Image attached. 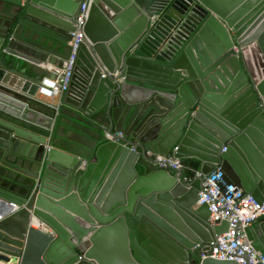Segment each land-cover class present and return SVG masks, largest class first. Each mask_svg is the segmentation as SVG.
<instances>
[{"label":"water","instance_id":"water-1","mask_svg":"<svg viewBox=\"0 0 264 264\" xmlns=\"http://www.w3.org/2000/svg\"><path fill=\"white\" fill-rule=\"evenodd\" d=\"M83 1L0 5V263L237 264L200 260L228 230L197 205L201 178L146 153L176 147L262 200L264 0H89L67 90L45 108L37 67L63 68ZM245 233L264 256V218Z\"/></svg>","mask_w":264,"mask_h":264},{"label":"built area","instance_id":"built-area-1","mask_svg":"<svg viewBox=\"0 0 264 264\" xmlns=\"http://www.w3.org/2000/svg\"><path fill=\"white\" fill-rule=\"evenodd\" d=\"M89 5L90 1L84 0L77 18L73 20L74 32L68 43L70 54L63 68L57 70L53 78H45L36 91L34 98L45 108H52L48 101L59 98L67 90L79 47L86 40L85 25ZM101 78H105V74H102ZM120 136V133L114 135L105 133L104 139L113 141L114 137ZM176 152L177 148L174 147L167 156L152 155L150 152L146 155L153 156L159 169L178 176L180 172L183 173L188 168L182 163V159L176 156ZM198 178H201L202 191L198 195L197 205L206 204L209 207V221L212 224L218 221L228 223L227 232L217 237L211 248L200 251V260L213 258L234 261L237 264H264V256L248 244L245 233L248 226L264 217V197L258 202L250 194L243 193L233 185H225L223 191L220 187L223 182L219 169L209 175H202L199 170L194 171V179Z\"/></svg>","mask_w":264,"mask_h":264},{"label":"crops","instance_id":"crops-1","mask_svg":"<svg viewBox=\"0 0 264 264\" xmlns=\"http://www.w3.org/2000/svg\"><path fill=\"white\" fill-rule=\"evenodd\" d=\"M15 2H17V0H0V5L4 8L13 9V7L11 5L15 4ZM90 11H91V7H90ZM96 21H98V18L96 19ZM4 56H5V54L2 52V47L0 46V59H2ZM243 60H244L245 67H246L247 71L249 72V74L252 76L253 79L258 80L259 77L257 76V70H256L257 65H258L257 64L258 61L257 60L253 61V59H251V57L247 54L243 55ZM19 69L20 70L26 69L27 73H30V68L27 67L26 62L21 61ZM56 71H57V69L53 68L50 65H40L37 67L36 73H37L38 77H46L47 78L51 74H54ZM34 100L39 103V101L37 99L34 98ZM57 101H58V98H54L52 100H49L48 103H50L52 106H54L57 104ZM186 160H190V161L198 163L199 164V170H200V163L198 160L193 159V158H186ZM194 181L187 180V182H189V183H193ZM263 218H261L259 220H262ZM34 228H36L35 225H34ZM0 264H3V263H0Z\"/></svg>","mask_w":264,"mask_h":264},{"label":"trees","instance_id":"trees-1","mask_svg":"<svg viewBox=\"0 0 264 264\" xmlns=\"http://www.w3.org/2000/svg\"><path fill=\"white\" fill-rule=\"evenodd\" d=\"M182 163L188 168L187 170L183 171L184 178H186V180L194 181V171L199 170V164L186 159H182Z\"/></svg>","mask_w":264,"mask_h":264}]
</instances>
